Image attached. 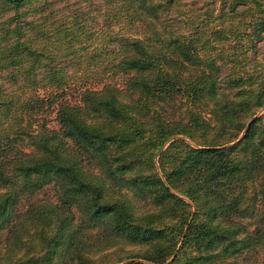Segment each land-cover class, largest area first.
I'll use <instances>...</instances> for the list:
<instances>
[{
	"label": "trees",
	"instance_id": "16d2710c",
	"mask_svg": "<svg viewBox=\"0 0 264 264\" xmlns=\"http://www.w3.org/2000/svg\"><path fill=\"white\" fill-rule=\"evenodd\" d=\"M104 4L0 0V264H264V0Z\"/></svg>",
	"mask_w": 264,
	"mask_h": 264
},
{
	"label": "rangeland",
	"instance_id": "374dc122",
	"mask_svg": "<svg viewBox=\"0 0 264 264\" xmlns=\"http://www.w3.org/2000/svg\"><path fill=\"white\" fill-rule=\"evenodd\" d=\"M49 8L57 12V16L60 14H71L72 12L78 13L86 18L89 25L97 27V25L102 22V13L105 8L104 0H47ZM56 14V13H55ZM124 32H128V28H124ZM248 54L250 57H253L254 51L249 50ZM254 68H251L252 71ZM72 97L75 96V91L72 90L69 92ZM264 111V108L259 109L257 113ZM175 110H170L169 108L160 109V113L163 117L172 116ZM53 115H50L52 118ZM168 119H170L168 117ZM51 127L56 126V123L53 119L49 122ZM52 190L50 188H45L39 191L36 196H50ZM254 259V258H253ZM240 264H244L243 256L239 255ZM251 264H254V261H251Z\"/></svg>",
	"mask_w": 264,
	"mask_h": 264
}]
</instances>
